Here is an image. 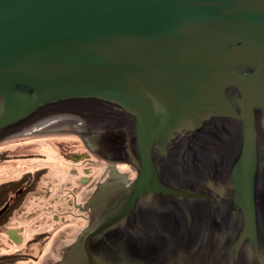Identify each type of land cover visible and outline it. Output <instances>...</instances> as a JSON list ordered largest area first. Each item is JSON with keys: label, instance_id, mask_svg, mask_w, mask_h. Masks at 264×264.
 Returning <instances> with one entry per match:
<instances>
[{"label": "water", "instance_id": "95a60500", "mask_svg": "<svg viewBox=\"0 0 264 264\" xmlns=\"http://www.w3.org/2000/svg\"><path fill=\"white\" fill-rule=\"evenodd\" d=\"M77 129L132 179L52 264H264V0H0V144Z\"/></svg>", "mask_w": 264, "mask_h": 264}, {"label": "rangeland", "instance_id": "374dc122", "mask_svg": "<svg viewBox=\"0 0 264 264\" xmlns=\"http://www.w3.org/2000/svg\"><path fill=\"white\" fill-rule=\"evenodd\" d=\"M92 143L77 129L0 144V264H52L84 239V203L113 177Z\"/></svg>", "mask_w": 264, "mask_h": 264}, {"label": "flooded vegetation", "instance_id": "af4514ba", "mask_svg": "<svg viewBox=\"0 0 264 264\" xmlns=\"http://www.w3.org/2000/svg\"><path fill=\"white\" fill-rule=\"evenodd\" d=\"M72 127V126H71ZM89 145V144H88ZM105 145H106V142L105 141H103V140H98V139H96L93 143H92V145H89L90 146V148H91V150H93V151H96V152H98L99 151V153L101 154V156H103L107 161H108V163H109V168H110V174H109V177H111V176H113L112 178H114L115 179V181H117L116 183H114V180H113V185L114 186H116V185H120V184H126L127 182H130L131 180L130 179H132V178H129L128 176H127V174H126V176L125 177H115V173H113L112 172V168H111V165H113V164H118L119 162H122L123 160H124V158L125 157H127L126 155V152L123 154V155H121V156H124L123 157V159H121V161H118V162H113L114 160L112 159V157H107V155L105 154V152L106 151H103V149L105 148ZM114 155V154H113ZM116 158V157H115ZM127 158H129V157H127ZM130 159V158H129ZM117 167H118V165H116ZM106 183H110L109 181H107ZM112 189V187H106L105 189H104V193H108L107 195H106V197L104 196L102 199L100 198V199H98V198H96V200H92V201H89V202H85L84 203V206H85V208L87 209V207L89 206V214H90V217H89V221H91V219H92V216H93V214H94V212H95V210H99V209H102V206H103V204H104V202L106 201V198L107 197H110L111 196V193H110V190ZM108 191V192H107ZM102 194V193H101ZM72 252H75V253H73V255H72V258L71 259H69L68 261H66V262H64V263H62V264H76L75 263V257H77V256H79V257H82L84 254H85V252H84V249L82 248V245L81 246H77V248H75ZM71 252V253H72ZM63 253V252H62ZM73 259V260H72ZM58 264V263H57Z\"/></svg>", "mask_w": 264, "mask_h": 264}, {"label": "bare ground", "instance_id": "6f19581e", "mask_svg": "<svg viewBox=\"0 0 264 264\" xmlns=\"http://www.w3.org/2000/svg\"><path fill=\"white\" fill-rule=\"evenodd\" d=\"M50 152L52 153V155H54V151L51 150V148H48V150H47L48 158H50L52 156ZM105 154L107 155V157H111L110 152H105ZM17 167H19L18 169H20V166H17ZM111 168H112V172L115 173L114 165H111ZM107 180H108V178L103 180V181H107ZM97 216H98V210H95L94 215H93L94 220L95 219L97 220Z\"/></svg>", "mask_w": 264, "mask_h": 264}]
</instances>
